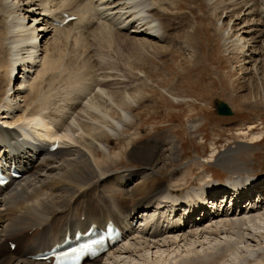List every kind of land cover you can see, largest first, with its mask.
<instances>
[{
	"label": "bare ground",
	"instance_id": "obj_1",
	"mask_svg": "<svg viewBox=\"0 0 264 264\" xmlns=\"http://www.w3.org/2000/svg\"><path fill=\"white\" fill-rule=\"evenodd\" d=\"M166 1L170 4L162 5L155 0H4L3 11L0 12V66L3 50L11 55V60L5 66L10 68V72L3 75L0 92L12 81L15 69H23L22 75L16 76L23 80L17 84L13 94L0 99V162L13 163L23 169V174L4 188L0 187V264H51L36 260L33 255L62 240L67 231L85 229L90 223H104L108 219L126 229L123 241L103 257L85 260L82 264H98L104 257L132 254L133 251L138 252L137 247L140 251L168 248L179 245L180 241H199L202 237L209 239L227 233H235L245 244L250 241L255 245L261 244L260 238L264 237V193L256 197V191L264 189V176L252 181L253 192L245 195V199L234 195L236 211L231 207L223 210L215 208L211 201L217 199L214 193H218L212 187L219 184L212 181L215 178L211 172H208L209 181L201 179L202 186L185 196L170 184L167 186L166 182L154 183L155 173H167L172 185L178 181L186 185L193 183L186 177L191 174L187 171L189 166L185 168L180 164L181 155L173 136L165 141L161 154L160 150L157 154L152 149L133 148L131 155H123L122 151L112 153L109 148L110 136L119 137L133 124L129 116L133 117L132 113L139 108L140 97H131L124 90L129 83L123 74L115 72L118 69L114 68V62L101 55V49L110 43L105 44L110 36L117 34L115 38L123 42L124 36V45L138 55L158 53L153 48L155 46L167 51L171 28L166 20L173 15L168 9L175 6L179 9L180 4ZM201 1L206 4L207 18L214 20L212 29L220 33L226 49L232 50L233 54L247 51L248 57L243 58L242 64L249 62L253 53L264 58V47L257 46L256 52L251 49L264 36V0ZM227 9L240 13L243 10L244 18L251 17V20H244L245 29L241 30L243 48L238 46L241 35L229 39V31L224 33L221 25L217 24L220 13ZM237 12L236 18L242 21L244 18ZM69 16L76 18L64 24L62 21ZM197 29L194 23L184 32L186 49L194 52V56L195 46L201 49L204 45ZM195 36H199V40H195ZM35 37H40L38 49L31 45ZM160 37L163 45L157 43ZM64 43H72L71 50L77 49L79 55L68 58L66 54L67 58L63 57L61 44ZM125 63L136 64L134 59ZM96 72H100L98 76ZM61 84H64L63 89ZM259 95L262 98H256L251 102L253 105H264V92ZM133 96L138 102L133 101L136 100ZM20 97H24L23 105L18 103ZM108 106L112 111L111 118L98 115L97 112L108 109ZM189 127L195 128L196 122L190 123ZM258 139L257 134L251 137L252 141ZM55 141L58 147L50 151L49 146ZM244 146L238 143L235 151ZM123 159L139 165L114 168ZM231 161L232 155H218L215 159L218 164ZM230 170L235 173L234 177L231 176L232 179L229 178L218 191H240L253 176L245 174L248 171L240 160L232 161ZM204 199L209 206L202 205L206 208L203 218L216 223L206 230H203L204 226L199 227L197 219L200 217L193 218L195 214L191 208L195 202ZM158 202L172 210L179 204L171 213L160 210ZM151 207L153 211H149ZM188 209V216L192 219L185 223L180 218L182 211ZM134 222H139V226ZM251 226L263 231H257V235H246L245 231L251 234ZM125 241H132L130 245L133 248L125 246ZM10 243L15 244L13 249ZM233 244L228 240L213 256L206 259L190 257L177 264H228L227 257L235 250ZM245 247L251 251L247 245Z\"/></svg>",
	"mask_w": 264,
	"mask_h": 264
},
{
	"label": "rangeland",
	"instance_id": "obj_2",
	"mask_svg": "<svg viewBox=\"0 0 264 264\" xmlns=\"http://www.w3.org/2000/svg\"><path fill=\"white\" fill-rule=\"evenodd\" d=\"M155 1H159V4L162 5L164 3L170 4L166 0ZM171 1L180 5L179 9L176 6L174 9H168L169 14L172 13L173 15L166 20L171 28L169 29L170 38L167 39L169 41L168 46L165 45L168 48L167 51H161L162 48L155 46L153 48L158 53H149L144 56L138 55L124 45V36L122 37L124 43L118 40L117 37L115 38L117 34L113 37L110 36L108 38L109 41L106 40L105 44L110 43L101 49V52L103 51L101 55L105 56L109 61L111 60L110 62H114V68L118 69L114 71L123 74L125 76L124 79L129 83V87L127 86V89H123L129 92L130 95H128L131 97L132 95L140 97L139 108L137 105L136 108L138 109L132 113L133 117L129 116L133 124L131 123L119 137L110 136L108 145L111 152L114 153L120 150L123 155H131L130 151L135 148L142 150L152 149L157 151V154H161V149L165 147V141L173 136L181 155L180 164L184 165L185 168L189 166L187 171L191 174L186 177L192 180L193 183L186 185L183 181H178L172 185L167 173H155L154 183L166 182L167 186L170 184L172 188H177L181 196H185L187 193L200 188L203 184L201 179L204 178V181H209L210 173L208 172H211L212 177L215 178L212 180L214 183H226L231 176L234 177L235 173L230 170L231 162L234 160H240V163L246 167L248 173L245 174L264 176V105H253L251 103L256 98L258 100L261 99L262 95L259 94L264 92L263 56L253 53L254 55L252 54L249 57V62L242 64L243 58L248 57L247 51L233 54L232 50L228 51L226 49L220 33L218 31L214 32L211 27V24L214 25V20L210 21V17L207 18V7L204 1ZM3 6L4 0H0V12L3 11ZM168 7L166 6V8ZM236 12V10H224L223 13H220V19L217 20V24L221 25L224 33L229 31V39L241 35L238 37L240 39L238 46L243 48L244 39L241 37L244 36L241 30L244 20H251V17L246 16L247 18H244L243 10L241 13L239 11L237 12V14H240L239 17L242 16L244 18L240 21L236 18ZM40 22L43 23L45 21L41 20ZM194 23L198 27L197 31L200 35L198 37L203 40L202 43L204 44L202 45L201 43V49L195 46L196 56L193 55L194 52L190 51V49H186L187 43L184 35V32ZM198 37L195 36L194 39L199 40ZM161 39L162 37L159 38L160 42L154 41L163 45L164 41ZM263 41L264 36L260 38L259 43H255L257 45L253 44L255 47L252 46L251 49L253 48V51H255L258 50L259 46L264 47ZM64 45L61 44V49H66L65 51L62 49L64 51V53L63 51L61 52L62 55L64 54L63 57L69 58L79 55L77 49L73 48L74 50H71L73 47L72 43H64ZM89 46L93 48L92 44H89ZM66 54H68L67 57ZM1 55V66L3 68L0 66V82L2 84L3 75L6 76L10 72V68H7V70L5 66L11 60V55L6 50H3ZM113 59L117 60L118 64ZM133 59L136 62V67L125 63L133 61ZM260 60H262V63H260ZM22 71L23 69L20 68L15 69L12 81L0 92V99H3L8 94H13L17 84L23 80L20 77L19 79L18 77L16 78L17 74L22 75ZM57 73L55 74L56 76H58ZM99 73L96 72V75L98 76ZM138 76L143 79L138 80ZM143 81L146 82L144 83ZM62 87H64V84H61L60 88ZM107 89L111 90V88ZM107 89L106 91H108ZM256 93L258 95H255ZM139 94H142V96ZM23 95L25 96L26 93H23ZM19 96L21 95L19 94ZM94 97H91L92 100H94ZM133 97L136 99L133 101L136 102L137 97ZM23 99L24 97H20L18 103L23 105L25 103ZM243 99L246 101L244 102ZM95 101L99 103L97 100ZM216 101L225 102L233 114L230 116H219L215 109ZM107 108L106 110L108 111L102 109L101 112H97L98 115H108L111 118L112 111L109 106ZM48 110L50 109L47 108ZM193 122H196V127L190 128L189 124ZM253 134L259 135V139L252 141L251 137ZM238 143L245 146L243 149L235 151ZM228 149L233 151L229 152ZM142 155L146 154L142 153ZM218 155H232V161L218 164L215 162ZM123 165L138 166L139 164L123 159L114 168L121 169ZM150 210L153 209L151 208ZM197 220L199 227H205L204 229L201 228L203 230L211 229L216 224L214 220H211L212 222L201 218ZM138 224L139 222L135 226H139ZM255 228L251 226L249 228L251 234L245 231L246 235H257V231H263L261 228ZM171 236L174 237L175 235ZM228 240L235 244H233V247L237 250H233L227 257L229 259L227 260L228 264H256L264 261V237L260 238L262 241L260 245H255L253 241L245 244L240 242L239 236L236 237L235 233H227V235L209 237V239L202 237L199 238L200 242L194 239L187 241V243H185L186 241H180L179 245H171L168 248L161 247L140 251L139 247H137L138 252L133 251L132 254L121 253L109 258L104 257L101 263L98 264H177L180 261L190 259V257L206 259L209 255L213 256L224 245V242ZM131 242L125 241V246H129ZM246 245L249 248L248 250L252 252L249 251V253L247 251ZM130 247L133 248L131 245ZM262 262L260 264H264Z\"/></svg>",
	"mask_w": 264,
	"mask_h": 264
},
{
	"label": "water",
	"instance_id": "obj_3",
	"mask_svg": "<svg viewBox=\"0 0 264 264\" xmlns=\"http://www.w3.org/2000/svg\"><path fill=\"white\" fill-rule=\"evenodd\" d=\"M216 113L220 116H230L233 114L230 107L223 101L215 102Z\"/></svg>",
	"mask_w": 264,
	"mask_h": 264
}]
</instances>
